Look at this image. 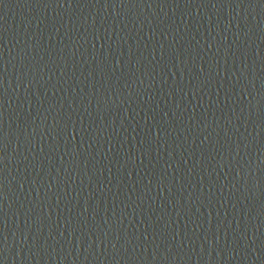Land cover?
<instances>
[{"label": "water", "instance_id": "obj_1", "mask_svg": "<svg viewBox=\"0 0 264 264\" xmlns=\"http://www.w3.org/2000/svg\"><path fill=\"white\" fill-rule=\"evenodd\" d=\"M2 264H264V0H0Z\"/></svg>", "mask_w": 264, "mask_h": 264}, {"label": "snow or ice", "instance_id": "obj_2", "mask_svg": "<svg viewBox=\"0 0 264 264\" xmlns=\"http://www.w3.org/2000/svg\"><path fill=\"white\" fill-rule=\"evenodd\" d=\"M0 264H2V262H0Z\"/></svg>", "mask_w": 264, "mask_h": 264}]
</instances>
